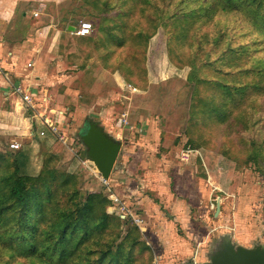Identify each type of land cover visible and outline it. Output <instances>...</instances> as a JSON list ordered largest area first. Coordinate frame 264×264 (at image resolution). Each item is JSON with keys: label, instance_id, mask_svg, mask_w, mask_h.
Returning a JSON list of instances; mask_svg holds the SVG:
<instances>
[{"label": "rangeland", "instance_id": "obj_1", "mask_svg": "<svg viewBox=\"0 0 264 264\" xmlns=\"http://www.w3.org/2000/svg\"><path fill=\"white\" fill-rule=\"evenodd\" d=\"M43 1L46 113H64L54 137L0 138V184L29 189L22 207L0 199V264H154L170 232L194 236L188 263L223 237L264 247V0ZM88 120L122 143L108 178Z\"/></svg>", "mask_w": 264, "mask_h": 264}, {"label": "crops", "instance_id": "obj_2", "mask_svg": "<svg viewBox=\"0 0 264 264\" xmlns=\"http://www.w3.org/2000/svg\"><path fill=\"white\" fill-rule=\"evenodd\" d=\"M40 1L0 0V138H8L9 143H17L18 148L25 143V145H32L34 139L43 138L49 134L54 137V133L59 131L57 124L61 121V113H64L61 110L49 108L52 114L55 112L61 114L56 116L58 118L56 121L53 120L52 114L48 113L49 115H47L46 113L48 89L44 86L46 77L44 78L41 73L42 64L39 50L41 47L40 41L45 35V33H41L44 28L50 27L51 24L42 22L44 20L42 18L34 19L32 14L36 10L30 9L32 4L40 5L45 3V1ZM43 14L45 13L43 12ZM69 25L72 24H67V27ZM17 85L20 86L22 93L26 92L29 94L33 102L32 106L27 105L23 101L21 93L15 90ZM41 107H44V109H39ZM43 116L51 117L56 123L55 132L45 127ZM101 127L103 128V126ZM40 130H43L44 133L40 134ZM200 193L198 192L197 197L200 196ZM186 208L187 206L184 205L181 215L176 217L180 222H183L182 219ZM218 212L219 214L221 213L220 203ZM186 226L188 225L185 223L180 225L183 229L189 230ZM175 234L176 232H170L169 238L160 236L162 237V242H160V239L156 242L158 244H155V246L159 248L156 251L158 264H165L163 257L166 256L169 257L167 259L171 262L169 264H174L176 261H178V264H188V261H190V257H186L194 252L195 247H193V244H196L194 236L189 235V231L186 233L188 237H179ZM225 238L227 237L220 239L218 247L216 246L217 248H219ZM195 241L198 242L197 245L205 242L203 240L200 242L199 239ZM217 250L216 248H211L210 251L204 252V248L198 247L195 249L196 257L194 258L200 261L204 260V258L208 260ZM167 251L169 253L165 255ZM185 254L187 255L185 256Z\"/></svg>", "mask_w": 264, "mask_h": 264}, {"label": "water", "instance_id": "obj_3", "mask_svg": "<svg viewBox=\"0 0 264 264\" xmlns=\"http://www.w3.org/2000/svg\"><path fill=\"white\" fill-rule=\"evenodd\" d=\"M77 21L69 25L74 30ZM80 139L86 146L87 157L96 166L103 178H108L115 164L121 141L110 136L96 121L88 120L81 128ZM219 211L217 201L215 214ZM188 264H264V247L235 245L225 238L217 251L205 262L192 261Z\"/></svg>", "mask_w": 264, "mask_h": 264}, {"label": "trees", "instance_id": "obj_4", "mask_svg": "<svg viewBox=\"0 0 264 264\" xmlns=\"http://www.w3.org/2000/svg\"><path fill=\"white\" fill-rule=\"evenodd\" d=\"M218 2L219 0H216L217 4ZM225 8L227 7L225 6L222 7V9H225ZM15 171L18 172V166L15 168ZM3 179L4 180L2 184H0V188L2 187L6 188L7 194L3 195L2 197L0 196V199H3L5 197L13 198V201L19 207H22L27 201V192L29 191L25 177H23L22 175L16 174V176L10 177L9 180H7V178H3ZM103 218L104 217H101V219ZM72 223H73V219H68L63 225L68 226L69 224H72ZM103 223H104V220H103ZM65 226L62 227V231L65 230L66 228ZM26 236L27 234L19 235L21 240H25Z\"/></svg>", "mask_w": 264, "mask_h": 264}, {"label": "built area", "instance_id": "obj_5", "mask_svg": "<svg viewBox=\"0 0 264 264\" xmlns=\"http://www.w3.org/2000/svg\"><path fill=\"white\" fill-rule=\"evenodd\" d=\"M34 13L37 14L36 12H34ZM91 30H92V23L90 21H80L77 24H75V31L79 35H88V34H90ZM15 90L17 92L21 93L22 99L27 105H29V106L33 105V102L31 100V97L29 96V94L26 92L22 93V90H21L19 85L15 86ZM43 122L51 131H53V132L56 131L55 130V126H56L55 124L56 123L52 120L51 117L43 116ZM39 133L43 134L44 132H43V130H40ZM10 147L17 148L18 144L15 142H12V143H10ZM154 264H158L157 258H155Z\"/></svg>", "mask_w": 264, "mask_h": 264}]
</instances>
